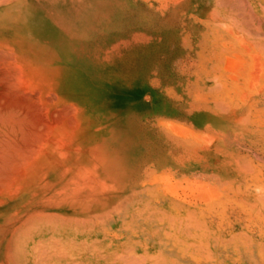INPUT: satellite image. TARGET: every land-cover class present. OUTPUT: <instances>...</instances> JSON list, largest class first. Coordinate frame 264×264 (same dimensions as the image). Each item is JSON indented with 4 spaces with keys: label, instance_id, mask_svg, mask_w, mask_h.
I'll return each instance as SVG.
<instances>
[{
    "label": "rangeland",
    "instance_id": "1",
    "mask_svg": "<svg viewBox=\"0 0 264 264\" xmlns=\"http://www.w3.org/2000/svg\"><path fill=\"white\" fill-rule=\"evenodd\" d=\"M43 6L82 13L79 19L72 11L74 22L85 20L84 54L77 62L84 63L92 84L97 142L119 162L117 196L69 201L67 213L86 229L101 228L105 247L119 240L124 248L90 251L81 264L144 261L141 251L132 249L148 238L165 243L171 237L180 249L179 236L196 242L192 234L202 231L207 246L210 215L217 210L225 220L231 208L226 201H240L243 195L255 199L251 225H264V201H258L264 198V174L257 168L263 160L227 157L225 140L216 132L232 118L231 110L240 125L257 128L261 79L236 77L245 68L254 74L264 69L256 46L247 51L253 61H227L226 44L219 47L223 56H215L204 29L208 14L195 16L193 0H50ZM225 81L228 92L220 93ZM259 217L263 222H257ZM76 239L99 243L93 235ZM169 248L144 254L175 259L177 249ZM7 249H0V263L12 259Z\"/></svg>",
    "mask_w": 264,
    "mask_h": 264
},
{
    "label": "bare ground",
    "instance_id": "2",
    "mask_svg": "<svg viewBox=\"0 0 264 264\" xmlns=\"http://www.w3.org/2000/svg\"><path fill=\"white\" fill-rule=\"evenodd\" d=\"M49 1L0 0V249L11 251L8 264H81L90 251L124 248L119 240L114 244L121 247H105L101 228L86 229L67 213L69 201L117 196L119 162L97 142L92 84L77 62L84 54L85 20L74 22L73 16L82 13L47 10ZM92 235L97 245L76 239ZM168 238H148L132 250L145 261L144 252L171 244L178 252Z\"/></svg>",
    "mask_w": 264,
    "mask_h": 264
},
{
    "label": "crops",
    "instance_id": "3",
    "mask_svg": "<svg viewBox=\"0 0 264 264\" xmlns=\"http://www.w3.org/2000/svg\"><path fill=\"white\" fill-rule=\"evenodd\" d=\"M224 1L227 3L225 2V4ZM193 6L195 16L201 17L208 14V25L204 29L209 31L210 46L215 56H223V51L219 47L226 44V49H224L226 50V60H231V62L252 61L255 58L250 57L247 51H249L250 46L254 45L259 50L258 58L260 60L256 59L260 62L264 61V23H262V21L264 22V0H193ZM249 17L251 20H249ZM239 21L241 22L239 23ZM253 27H256V29ZM257 27H259L258 30ZM254 31L256 32L254 33ZM240 72H242L241 75L236 77L244 79L254 76L261 79L260 81L263 79V85L260 81L258 85V94L263 96L258 98L259 117L257 128H248L245 124L240 125L238 119L233 118L236 111L231 110L232 118H226V126L216 132L225 140V154L227 157L243 159L257 157L259 161L263 160L264 162V70L259 69V73L256 74L246 69ZM237 85L235 86L239 87ZM220 86L222 87L220 93L228 92V81ZM224 113H227V109ZM260 163L257 167L259 175L264 174V166ZM254 201L255 199L249 195H243L240 201H231V204L227 200L226 206L231 208H227L225 220L221 219L222 217L219 219L217 210L215 214H211L210 230L206 240L207 246L202 245L205 235L201 231L196 242L185 241L183 235L179 236L178 241L182 242L183 245L178 251L176 260L148 254L146 261L135 260L116 264H264V225L262 223L258 224L257 228L251 225L250 206L253 205L252 202ZM258 201H264V198L258 199ZM235 206L239 208H235ZM262 220L263 218L259 217L257 222H263ZM223 221H225L224 225L222 224ZM168 222H170V219H168ZM165 229L167 233L172 231L167 227ZM175 229L184 235L186 233L176 227ZM1 263L8 264V262ZM94 264L107 263L102 260Z\"/></svg>",
    "mask_w": 264,
    "mask_h": 264
}]
</instances>
